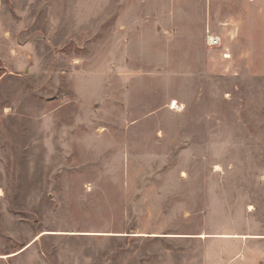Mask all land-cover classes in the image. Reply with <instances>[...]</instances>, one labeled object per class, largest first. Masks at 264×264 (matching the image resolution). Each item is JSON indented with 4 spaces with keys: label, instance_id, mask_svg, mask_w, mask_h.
I'll return each mask as SVG.
<instances>
[{
    "label": "rangeland",
    "instance_id": "rangeland-1",
    "mask_svg": "<svg viewBox=\"0 0 264 264\" xmlns=\"http://www.w3.org/2000/svg\"><path fill=\"white\" fill-rule=\"evenodd\" d=\"M0 264H264V0H0Z\"/></svg>",
    "mask_w": 264,
    "mask_h": 264
},
{
    "label": "built area",
    "instance_id": "built-area-1",
    "mask_svg": "<svg viewBox=\"0 0 264 264\" xmlns=\"http://www.w3.org/2000/svg\"><path fill=\"white\" fill-rule=\"evenodd\" d=\"M254 1V0H251ZM207 44L210 47L219 46L221 44V37L218 35H215L213 33L208 32L207 33Z\"/></svg>",
    "mask_w": 264,
    "mask_h": 264
},
{
    "label": "bare ground",
    "instance_id": "bare-ground-1",
    "mask_svg": "<svg viewBox=\"0 0 264 264\" xmlns=\"http://www.w3.org/2000/svg\"><path fill=\"white\" fill-rule=\"evenodd\" d=\"M176 102H174V104H175Z\"/></svg>",
    "mask_w": 264,
    "mask_h": 264
}]
</instances>
